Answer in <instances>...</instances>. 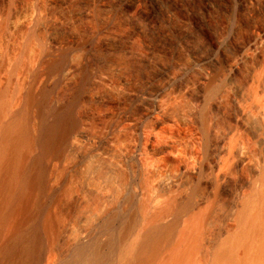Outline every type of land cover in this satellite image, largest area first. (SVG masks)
<instances>
[{"label":"rangeland","instance_id":"374dc122","mask_svg":"<svg viewBox=\"0 0 264 264\" xmlns=\"http://www.w3.org/2000/svg\"><path fill=\"white\" fill-rule=\"evenodd\" d=\"M124 2L125 0H0V93L5 95L6 92L5 98L8 99L9 107L13 106V112L17 111L14 119L9 121L13 122L19 118L24 123L23 126L29 128L31 144L26 147L21 163L22 172L28 175H25L26 179L22 181L27 183L23 182L24 186L19 187H23V190H19L21 194H18L19 197L12 205L14 209L9 210L12 212L0 230V258H3V264H42V261L47 259L53 262L64 259L65 262V258H68L66 262L73 259L71 263L75 264L76 258L95 256L98 250H102L103 252H100L104 255V251H110L112 254L113 247L111 248L109 243L114 240L120 242L118 235L126 230L125 224L128 229L134 224L140 225L144 222L142 211L147 207L145 200L148 199L141 200L134 194L135 187L140 183L134 179L135 172L139 173V168L134 162H126L121 156L116 157L117 152L109 161L102 156H95L83 165L80 156L90 146L81 149L75 145L77 142L70 138L74 132L72 130L81 126H86L94 137L105 136L110 126L116 122L123 125L122 133L114 131V136L121 137L124 141L123 147L130 145L138 136L136 126L132 125L133 116L139 118L141 115L138 102L129 99L125 91L115 92L95 81V71L99 67L109 61L116 63L119 66L117 73L120 71L117 75L128 77L125 90L139 85L152 86L150 80L160 71L158 69L166 65L169 71H173L174 68L172 70L170 64L175 61L185 62L191 51L195 52L196 57L205 54L208 51L207 46L204 47L205 36L230 37L225 49V61L235 52L238 43L250 36L256 27H262L264 24L263 0V3L256 2L255 6H246L245 10L241 9L236 0H141L138 10L144 16L152 17L151 20L149 17V20H138V14L127 11ZM34 5L40 9L42 15L32 27L28 28L21 23L14 26L15 20ZM86 7L92 9L90 15L75 16L78 10ZM60 19L64 26L58 25L55 34L58 35L57 43L53 46L48 41V28L54 22L60 24ZM193 21L198 22L199 30L196 37L189 39L187 35L194 24ZM100 29L105 31L98 33ZM133 33L135 35L131 37ZM76 46L78 51L71 52V47ZM260 47L258 50L262 55L258 50L253 51L254 56L259 53L260 55L243 66L240 74L242 82L252 72L254 64H264V42ZM148 54L151 59L144 60ZM68 62L81 66L70 80L63 79L62 72ZM216 67L218 68V65ZM189 74L190 79L195 80L200 71L191 70ZM49 76L56 77V81L46 85L43 80ZM157 78L155 86L161 83L164 77ZM226 84L227 82L221 84V94H224L222 108L210 109L209 112V117L215 116L216 119L218 116L219 135L231 125V114L234 111ZM103 96L113 103L102 107L100 99ZM190 99L192 98L188 97L183 101L185 106L194 104L190 103ZM126 109L128 113H125ZM172 112L175 113L176 110ZM249 121L255 122L252 123L255 126L261 123V120L255 118H250ZM183 125L163 122L157 127L162 136H168V133L171 135L176 130L178 132ZM183 128L188 132L186 125ZM217 134L213 136V141ZM211 151L208 150V157ZM179 153L177 150L171 155L172 160L168 168H165L169 169V174L168 170H163L166 178L170 177L173 169L175 170L174 166L180 159ZM117 164L115 174L109 177L106 172ZM117 186L124 191L117 189ZM104 187L115 194L113 198L104 197L100 191ZM119 196L123 197L119 199ZM223 207L224 205L220 206L221 209ZM92 210L95 213L87 219V225L92 227L99 222L98 228L92 230L91 239L87 243L76 247L73 242L78 236L79 219L85 215L82 212L93 213ZM98 212L101 214L97 215ZM220 214L221 212L215 216L213 231L222 223ZM133 215H138L139 219L142 216V220L137 217L134 220ZM110 217L113 218L110 220ZM112 219L117 221L111 224L114 226L109 224ZM133 222L134 224H131ZM74 224L76 229L68 231V226ZM111 227L114 229L110 230ZM121 230L122 232H119ZM100 235H103V238ZM114 235L115 239L112 240ZM116 255L118 257V254Z\"/></svg>","mask_w":264,"mask_h":264},{"label":"bare ground","instance_id":"6f19581e","mask_svg":"<svg viewBox=\"0 0 264 264\" xmlns=\"http://www.w3.org/2000/svg\"><path fill=\"white\" fill-rule=\"evenodd\" d=\"M236 1L243 10L246 6H255L256 2H261V0ZM140 4L141 0H125L124 8L130 13L138 14V20L152 18L148 16V19L147 15L144 16L138 10ZM90 11H92L90 7L82 8L75 13V16L90 15ZM40 15L42 12L34 5L17 21L15 20L14 26L21 23L30 28ZM58 25L64 26L63 21L60 24L54 22L48 28L50 29L48 41L53 46L57 43L58 35L55 36V34ZM198 30L199 24L194 22L187 37L189 39L196 37ZM103 31L105 29H100L98 33ZM131 35L133 37L135 34ZM229 42L230 37L208 38L205 36L204 47L208 48L205 54L196 57L195 52L187 53L185 62L175 61L170 64L172 70L174 68L173 71H169L166 65V67L160 65L162 68L158 69L160 71L150 80L152 86L139 85L125 90L128 77L118 76L119 66L112 61L95 71V81L113 91H125L129 99L138 102L141 115L139 118L132 115V125L136 126L138 136L130 145L123 147L122 138L114 136V131L123 132V125L121 122H116L110 126L105 136L94 137L86 126L79 127V125L77 130H72L74 132L69 137L76 141L75 145L81 149L90 146L89 151L86 148L80 156V162L83 165L95 156H102L109 161L117 155V152L116 157L121 156L126 162H134L139 168V173L135 172L134 179L136 182L140 181L139 185H135L134 194L141 200L148 199V201L145 200L148 205L145 209L143 208L145 211V213L142 211L143 220L140 216L143 223L135 225L133 222L131 224L134 225L128 229L125 224L124 230H126L119 231L124 236L122 237V233L121 237L118 235L120 238L118 243L115 242L116 240L112 241L115 235L111 237L112 242L109 245L113 247L112 254L110 251H104V255L102 250H98L95 256L76 258L75 264H264V64L260 62L254 64L252 72L243 82L240 77L243 66L261 53L258 48H261L260 45L264 42V24L262 27H256L250 36L238 43L235 52L224 61L225 49ZM71 48V52L78 51L77 46ZM255 50L260 53L254 56ZM150 59L148 54L144 60ZM12 60L11 58L10 61ZM64 66L62 72L63 79L66 80L72 79L81 67L74 62H68ZM195 69L200 71V75L197 79L191 80L189 73ZM159 76L164 77L163 81L155 86ZM55 81L56 77L53 76L45 77L43 80L46 85ZM223 82L228 84L226 85L234 111L231 114V125L219 135L217 134L220 128L217 122L218 116L216 119L214 114L213 118L209 117V112H211L210 109L222 108L224 94H221V84ZM5 95L0 93V230L5 226L12 212L9 210L14 209L12 205L23 190V187L20 189L24 186L23 182L27 183L22 181L28 175L22 172L21 163L26 147L31 145L29 144V128L23 126L24 123L19 118L13 122L9 121L14 119L17 111L13 112L15 110L13 106L9 107ZM188 97L192 98L190 103L194 102L189 106L191 109L183 102ZM100 100L102 107H108L113 103L105 96ZM174 109L175 113L172 112ZM128 112L126 109L125 113ZM250 118L261 120L260 125H253L252 123L255 122H250ZM163 122L174 125L183 123V127L186 125L189 130L187 132L186 128L182 127L178 129V132L176 130L171 135L168 133V136L167 134L162 136L158 124ZM215 134L217 138L213 141ZM209 149L212 153L208 157ZM177 150L180 152V159L174 166L175 170L173 169L172 174L174 171L175 173L166 178L163 170L168 168L172 160L171 155ZM117 166L118 164L113 165L108 170L109 173L106 172L109 177L115 174ZM167 170L169 174V169ZM120 188L117 186V189ZM100 191L106 199L113 198L115 195L106 187L101 188ZM225 195L227 198L224 197ZM120 197L119 199L123 196ZM221 205H224L222 209ZM103 210L105 212V209ZM89 211L82 212L85 215L79 219L78 236L75 234L77 238L73 242L76 247L87 243L91 239L92 230L98 228L99 222L92 227L87 225V219L95 213L93 210V213ZM220 212V220L223 218L222 223L217 226L219 229L215 227L218 230L213 231L215 216ZM99 214L101 213L98 212L97 215ZM138 215L136 217L140 220ZM113 217H110V220ZM116 220L112 219L110 221L112 223L108 220L107 222L110 226H114L111 224H115ZM106 225L105 227H108ZM75 226V224L68 226V231L76 229ZM103 235L100 237L103 238ZM65 259L68 260V258ZM67 260L64 262V259H60L53 262L47 259V261L43 260L42 264H72L73 259L71 262H66ZM2 261L3 258H0V264Z\"/></svg>","mask_w":264,"mask_h":264}]
</instances>
